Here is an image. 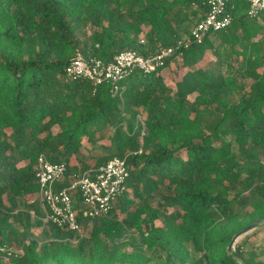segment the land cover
<instances>
[{"label": "trees", "instance_id": "16d2710c", "mask_svg": "<svg viewBox=\"0 0 264 264\" xmlns=\"http://www.w3.org/2000/svg\"><path fill=\"white\" fill-rule=\"evenodd\" d=\"M209 9L208 0H0V244L24 247L0 264H264L248 242L264 226L237 242L240 259L228 251L264 218V15L250 18L248 2L229 0L231 24L197 43L188 25ZM180 42L155 71L126 76L122 96L111 82L66 75L77 51L110 62ZM209 51L215 69L201 66ZM180 68L169 86L167 73ZM84 139L108 142L93 167L143 152L128 156V191L106 215L84 216L74 195L85 236L72 244L73 233L33 221L29 208L15 212L16 199L32 206L38 197L40 154L67 164L58 187L93 168Z\"/></svg>", "mask_w": 264, "mask_h": 264}, {"label": "built area", "instance_id": "2783aa9c", "mask_svg": "<svg viewBox=\"0 0 264 264\" xmlns=\"http://www.w3.org/2000/svg\"><path fill=\"white\" fill-rule=\"evenodd\" d=\"M244 1L249 3L248 16L261 19L264 15V0ZM228 3L229 0H208L210 9L203 19L192 26L191 39L202 43L208 33L227 28L232 22L231 13L227 9ZM181 45L182 42L178 46L160 48L157 52L148 55L128 49L116 55L110 62L95 56L88 57L83 52L77 51L66 67V75L73 80L87 79L95 84L111 82L113 95L122 96L125 86L121 82L126 76L135 69L145 72L155 71L164 64L165 60L174 55ZM137 117L138 123L144 125L142 116ZM142 152L143 146L132 153ZM132 153L129 152L122 157L115 156L97 167L89 168L73 176L70 183L62 187H58L57 184L65 181L67 164L54 163L45 154H40L35 166L39 192L32 203L38 202L45 221L73 233L74 238L78 240L84 236V230L74 209V195L79 193L82 197L84 216L96 218L106 215L119 196L128 191L126 184L130 172L127 159ZM70 239L72 238H68ZM23 255V245L0 244V261L20 258Z\"/></svg>", "mask_w": 264, "mask_h": 264}, {"label": "rangeland", "instance_id": "374dc122", "mask_svg": "<svg viewBox=\"0 0 264 264\" xmlns=\"http://www.w3.org/2000/svg\"><path fill=\"white\" fill-rule=\"evenodd\" d=\"M192 26L193 25H188L189 31L191 30ZM141 38L143 39L144 36L141 35ZM222 57L224 58L223 54H222ZM218 59H219V57L215 56L211 51H209L207 53L205 59L201 62V66L205 67L207 69H215L217 67L216 64H217V60ZM179 60H180V58H179ZM176 65H177V63L174 62V63H172L171 66L174 68ZM221 69H225V65H223ZM186 71H187L186 68H180V72H176V75L173 74V72H168L167 73V80H166L167 84L169 86L175 87V80L180 79L181 75L183 73H185ZM250 82H251V80L245 81V86H249ZM195 96H196V94H192L190 96V99L193 100L195 98ZM142 119L144 121V117L143 116H142ZM136 126L137 127H142V131H143L145 129V122H144V125H142L141 122L138 123V117H137L136 118ZM143 135H145V130L143 131ZM105 145H108V142L106 140L105 141L104 140H99L96 144H91L89 141L84 139V148H82L83 162L91 163V165L93 167V165L95 163V160H96L95 158L98 155L106 154V152H107L106 147L107 146H105ZM6 202H7L8 205L11 203L10 200H6ZM32 204H31L32 206H28V205L26 206V204H24L23 200L16 199V211L15 212L20 211V210H25L26 208H29L30 214H31V217H32L33 221L42 220L44 226L47 225L49 222L44 220V215H42L43 213L41 211V208H40V205L38 204V202H35V203H32ZM154 205H156V202H154ZM171 210L172 209L170 208L169 211H171ZM42 228L43 227L32 228L33 234L35 236H40V234L42 232ZM84 236H85V232H84ZM70 242L72 244H77L78 240L75 239L74 236H73L72 239H70ZM248 242H249L250 246L253 245L258 250L262 249V251H261L262 254H260L259 259L264 261V232L263 231H257L255 234H252L249 237ZM126 250L130 251L131 248L127 247ZM147 253L149 254V251H147ZM153 263L157 264V262H155V261H153Z\"/></svg>", "mask_w": 264, "mask_h": 264}, {"label": "water", "instance_id": "95a60500", "mask_svg": "<svg viewBox=\"0 0 264 264\" xmlns=\"http://www.w3.org/2000/svg\"><path fill=\"white\" fill-rule=\"evenodd\" d=\"M264 226V218L263 219H259L254 221L253 223H251L250 225H248L247 227L243 228L242 230H240L239 232H237V234L234 235V237L232 238L229 246H228V251L231 252L235 257L239 258V254L235 249V245L237 244V242L244 236L247 235L251 232H253L255 229L263 227ZM240 261L243 264H248L247 262L243 261L240 259Z\"/></svg>", "mask_w": 264, "mask_h": 264}]
</instances>
